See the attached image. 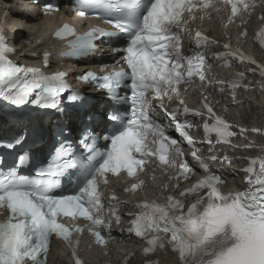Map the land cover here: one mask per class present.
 <instances>
[{
	"label": "snow or ice",
	"instance_id": "obj_1",
	"mask_svg": "<svg viewBox=\"0 0 264 264\" xmlns=\"http://www.w3.org/2000/svg\"><path fill=\"white\" fill-rule=\"evenodd\" d=\"M254 7V0H77V16L86 19L95 14L94 18L111 30L94 27L77 34L74 28L64 25L55 35L60 39L74 37L68 43L66 55L86 56L95 51L97 40L104 37L125 41L123 46L112 48L113 53H123L112 71L102 76L89 72L79 77L106 92L112 101L113 107L106 113L111 125L102 136L108 143L98 147L101 137L92 130L91 123H86L78 130L79 144L86 155L77 157L73 144L65 137L66 130L61 129L59 146L51 161L34 175L20 171L30 159L28 152L18 156L17 164L0 169V214L2 210L8 212L7 218L0 221V264H46L53 235L68 243L75 264H83L72 247L71 236L73 232L83 233L85 228H69L62 218L72 221L82 218L87 221L86 229L95 243L106 244L100 228L110 229L112 221L100 215L103 204L99 185L108 183V174L126 173L129 178H137L125 189L135 192L144 183L137 174L144 171L149 159L156 158L161 165L172 167L175 157L184 154L178 141L166 135L164 127L150 114L151 101H160L159 107L173 121L181 112L200 116L205 109L209 118L215 116L207 103L197 109L185 106L170 111L163 103L165 97H179L182 83L188 84L197 76L201 81L205 79L204 55L182 54L183 34L192 35L185 26L186 14L188 19L195 20L197 12L230 8L227 23L231 24L235 17ZM43 10L48 13L59 8L49 3ZM258 35L264 45V29ZM193 39L198 48L217 43L199 31ZM224 49L225 52L216 54L217 59L234 57L255 63L228 43ZM10 51L0 30V99L16 107L31 104L63 111L62 94L70 91L65 74L45 75L36 68L18 66L9 58ZM231 86L235 89L239 84L233 82ZM121 89H130V95H121ZM83 100L78 91L67 96V102L76 107H86ZM179 104L184 105V101L179 100ZM92 120L89 115V121ZM188 127L191 125L187 122L176 123L180 136L192 144L186 133ZM229 128L220 117H215L213 125H204L206 135L215 133L218 143L228 142L227 138L233 135ZM24 140L23 135L16 136L6 147L14 148ZM192 156L197 159L196 152ZM178 171L177 179L181 176L187 179L193 169L185 162ZM204 171H208L207 166ZM245 171L249 176L244 191L223 193L220 185L224 182L214 174L182 191L180 196L185 197L206 190L187 211L181 200L172 196L163 205L155 201L138 204L140 211L131 221L128 233L146 242L145 255L157 249H170L179 264H264V159H252ZM64 176L73 184L70 194L57 193ZM112 199L117 197L113 194ZM116 211L117 206L109 209L119 224Z\"/></svg>",
	"mask_w": 264,
	"mask_h": 264
},
{
	"label": "bare ground",
	"instance_id": "obj_2",
	"mask_svg": "<svg viewBox=\"0 0 264 264\" xmlns=\"http://www.w3.org/2000/svg\"><path fill=\"white\" fill-rule=\"evenodd\" d=\"M0 5L5 7V22L9 25V32L15 36V43H25L24 49L29 53L38 52L46 45V42L42 44L36 43L40 38H42V34L44 33V27L40 25L41 22L39 20L34 18V22L23 23L17 17L18 12L28 14L20 0H0ZM65 67L69 71L70 78H72L73 73L76 70L80 69L67 64ZM172 261L173 260H164V264H173Z\"/></svg>",
	"mask_w": 264,
	"mask_h": 264
},
{
	"label": "rangeland",
	"instance_id": "obj_3",
	"mask_svg": "<svg viewBox=\"0 0 264 264\" xmlns=\"http://www.w3.org/2000/svg\"><path fill=\"white\" fill-rule=\"evenodd\" d=\"M260 110V111H259ZM256 109L255 105H252V107H250L247 110V121L251 122V123H261L264 122V110L261 109Z\"/></svg>",
	"mask_w": 264,
	"mask_h": 264
}]
</instances>
